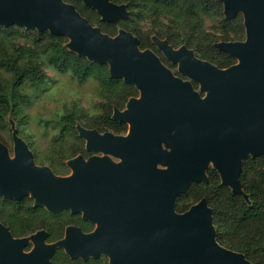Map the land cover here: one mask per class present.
I'll list each match as a JSON object with an SVG mask.
<instances>
[{
  "label": "water",
  "instance_id": "1",
  "mask_svg": "<svg viewBox=\"0 0 264 264\" xmlns=\"http://www.w3.org/2000/svg\"><path fill=\"white\" fill-rule=\"evenodd\" d=\"M79 1L107 23L126 16L123 6L109 0ZM216 1L221 2L226 20L238 13L243 18V42L215 45L237 65L219 70L184 47L173 50L164 41L153 40L180 74L207 92L201 99L153 53L135 51L136 40L126 32L113 38L103 35L61 0H0V25L64 36L67 49L106 65L110 78L122 79L140 94L139 100L127 101L125 110L112 113L113 121L129 125L126 136L76 127L87 151L114 156L121 160L118 165L107 158H90L86 163L76 158L66 163L72 176L58 177L46 167H36L19 139L13 138V161L0 146L1 197L28 196L34 207L47 212L82 211L90 221H99L91 236L67 229L68 238L74 240L72 255L79 252L80 239L95 246L99 238L110 264H249L242 255L215 243L210 211L203 201L182 216L173 211L175 198L204 178L208 161L214 162L222 184L240 194L241 160L264 154V0ZM166 142L172 145L169 153L160 147ZM157 164L167 168L156 170ZM23 245L0 226V264L37 261L39 253L20 254Z\"/></svg>",
  "mask_w": 264,
  "mask_h": 264
},
{
  "label": "trees",
  "instance_id": "2",
  "mask_svg": "<svg viewBox=\"0 0 264 264\" xmlns=\"http://www.w3.org/2000/svg\"><path fill=\"white\" fill-rule=\"evenodd\" d=\"M71 5L80 17L101 34L110 38L117 31L130 34L136 40L138 51L147 50L161 56L153 40L164 41L171 49L184 47L197 58L219 70L235 63L231 56L218 51L212 34L205 29V20L219 19L220 42H240L244 38L243 18L240 13L230 20L223 15V6L216 0H110L124 7L126 16L115 23H107L91 8L79 0H62ZM152 23V31L142 32L140 24ZM16 26L0 25V71L9 75L0 77V129L8 116H16L23 106L30 104L22 87L34 88L42 84L46 76L40 69L41 60L60 75L69 74L78 84L88 80L97 84L99 97L104 100L102 114L96 120L84 121L83 129L104 128L114 134L126 131V125L111 119L114 110L121 111L128 100L136 98L138 91L122 79H112L106 65H99L67 49L64 36H54L48 31L35 30L30 38L31 47L9 50L12 41L22 37ZM23 52L28 54L21 61ZM22 117L18 122H23ZM76 118L67 114L59 118V130L50 142L47 160L51 172L64 176V160L83 154V140L76 131ZM70 141L71 148L65 153L64 144ZM238 183L241 193H234L222 184L217 172L206 169L204 178L190 183L185 195H178L173 203L175 214H184L191 207L187 201H203L210 211V222L215 243L228 251L243 256L249 264H264V154L246 156L241 160ZM74 221L67 211L48 213L34 207L28 196L19 200L0 196V226L14 239L26 237L37 231L48 233L47 240L54 241L62 235L66 225Z\"/></svg>",
  "mask_w": 264,
  "mask_h": 264
},
{
  "label": "rangeland",
  "instance_id": "3",
  "mask_svg": "<svg viewBox=\"0 0 264 264\" xmlns=\"http://www.w3.org/2000/svg\"><path fill=\"white\" fill-rule=\"evenodd\" d=\"M61 2L63 4H66L62 0ZM108 2L113 4L112 2H110V0ZM113 5L121 6L118 4ZM218 23L219 19L217 18L213 21L205 20L204 26L206 31L212 34L216 43H223L220 42L221 35L216 30L218 29ZM15 28L19 29V31L22 33V37H19L18 39L12 41V48L9 47V50H20L21 48H30V38L32 37L33 32L36 30V28ZM140 29L142 32L152 31L153 27L150 20H145L144 22H142L140 24ZM119 32L120 31H117V33ZM244 39L245 37L240 42H243ZM134 50L140 52L136 49V47H134ZM144 51H141L140 53ZM153 54L157 55L155 52ZM192 54L195 58H197L193 52ZM27 58L28 54L26 52H23L21 61H26ZM161 61H163V59ZM161 63L168 69V71L173 77L175 76L180 78V81L183 83L191 84L193 87L192 91L198 94L201 99H204L206 97L207 92H201L198 83L194 82L193 80L184 75L181 76L177 72L176 65H171L167 60L164 63ZM237 64L238 61L235 60V63L233 65ZM40 69L46 76L45 81L36 88L29 86V84H25L22 87L23 93L28 95L30 99V104L27 106H23L16 116L7 117L4 128L0 129V146L5 148L9 160L13 161V138H17L27 147V150L32 156V162L36 167H46L50 169V171H52L49 165V161L46 157L47 155H49L50 142L52 138L57 134L60 127L59 118L69 113L73 114L75 118L77 116H81V119L76 121L75 123L77 125L76 127H80L83 129L84 121L96 120V118L102 114L104 100L99 97L97 84L93 80H88L84 84L78 85L69 74L60 75L56 73L50 66L43 62V60H41ZM0 77L8 79L9 75L0 71ZM135 99H140L139 92L138 96ZM123 110H125V106L121 111ZM22 117L25 118L24 121L21 123L18 122ZM125 125L126 131L120 134H114L110 130L101 127L87 130H93L99 135L109 133L114 136H126L128 134L129 125L127 123ZM173 133H175V131L172 132L171 135ZM84 143L85 141H83V146ZM160 147L161 150L165 153H169L172 150V145L169 142L160 143ZM69 148H71L70 141H67L64 144L65 153H67ZM77 155L78 154L74 155V157H76ZM110 159L114 162H119V160H115L111 157ZM68 160L69 159L64 160L63 162L65 165L66 174L64 176H56H72V170L66 166ZM160 168L166 169L167 166ZM209 168L214 169V162L208 161L206 169ZM181 195H185V193ZM197 203L198 202L191 203L190 201H187V206L192 207ZM178 215L182 216L183 214Z\"/></svg>",
  "mask_w": 264,
  "mask_h": 264
},
{
  "label": "flooded vegetation",
  "instance_id": "4",
  "mask_svg": "<svg viewBox=\"0 0 264 264\" xmlns=\"http://www.w3.org/2000/svg\"><path fill=\"white\" fill-rule=\"evenodd\" d=\"M160 55H161L160 57H156L160 63L161 62L164 63L167 60L171 65H176L177 67L176 63H172L171 61H169L162 53ZM162 55L164 58L162 57ZM162 59L163 61H161ZM162 66L164 65L162 64ZM180 75L183 76L182 74ZM175 78L181 80L178 77ZM189 86L191 89L193 88L191 84H189ZM110 157L115 160H119V162L112 161ZM76 158H80L84 163H86L87 160L90 158H107L114 165H118L121 163V160L114 156L104 154L102 152L87 151L85 149V143H84L83 154L79 153L76 157H73L69 160H73ZM160 167L163 166L159 164L155 165L156 170H164L161 169ZM59 211H67L70 217L74 221L73 224L66 225L63 228L62 235L60 238L55 239L54 241H48L47 240L48 233L43 230L37 231L33 234H29L26 237L20 239H14L11 237L13 240L24 241V245L19 251L22 256L26 257V256L36 255L37 253H39V255L37 256L38 257L37 261H32L27 264H110V256L108 255V253L101 251L100 249L101 245L99 238L95 239L94 241L95 246H92L88 242L87 238L80 239L79 252L76 255L71 254V252L74 251V240L68 238V235L66 234L67 229L72 228L75 231H77V233L81 236H91L94 235L97 229L99 228V221L98 220L90 221L88 218L84 217V213L82 211L76 214H72L68 209H61ZM39 233H42L43 236L40 239L36 240L34 237ZM70 235H73V233H71ZM38 245L42 246V248L38 249ZM46 248H50L49 251H47Z\"/></svg>",
  "mask_w": 264,
  "mask_h": 264
}]
</instances>
